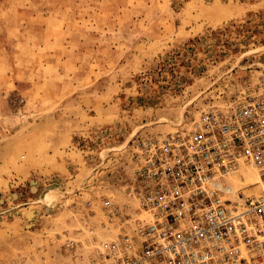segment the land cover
I'll return each mask as SVG.
<instances>
[{"label":"rangeland","instance_id":"obj_1","mask_svg":"<svg viewBox=\"0 0 264 264\" xmlns=\"http://www.w3.org/2000/svg\"><path fill=\"white\" fill-rule=\"evenodd\" d=\"M263 60L264 0H0V264H93L132 142Z\"/></svg>","mask_w":264,"mask_h":264},{"label":"built area","instance_id":"obj_2","mask_svg":"<svg viewBox=\"0 0 264 264\" xmlns=\"http://www.w3.org/2000/svg\"><path fill=\"white\" fill-rule=\"evenodd\" d=\"M131 209L102 200L118 231L93 264H264V60L233 100L132 142ZM255 175L245 187L234 178ZM118 221H115V218Z\"/></svg>","mask_w":264,"mask_h":264},{"label":"bare ground","instance_id":"obj_3","mask_svg":"<svg viewBox=\"0 0 264 264\" xmlns=\"http://www.w3.org/2000/svg\"><path fill=\"white\" fill-rule=\"evenodd\" d=\"M245 180L244 179H241L239 177H235L234 178V183L237 185V186H240V187H245L247 186L248 184L250 183H253L257 180V177L255 175H246L245 176ZM248 180L247 182H243V181H246ZM35 210V209H34Z\"/></svg>","mask_w":264,"mask_h":264}]
</instances>
